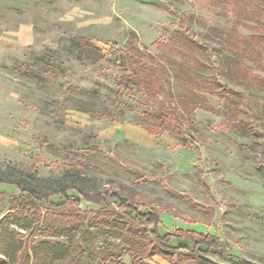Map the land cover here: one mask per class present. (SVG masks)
Segmentation results:
<instances>
[{
  "label": "rangeland",
  "instance_id": "374dc122",
  "mask_svg": "<svg viewBox=\"0 0 264 264\" xmlns=\"http://www.w3.org/2000/svg\"><path fill=\"white\" fill-rule=\"evenodd\" d=\"M236 1L242 2L0 0V178L48 194L66 185L112 188L157 208L161 235L213 234L235 259L264 264V86L238 66H254L252 32L264 36V19L256 10L234 9ZM255 1L264 9V0ZM181 24L208 48L187 44ZM114 44L150 52L165 66L171 94L196 103L193 113H182L199 155L168 132L149 134L159 131L158 108L124 56L112 52ZM259 54L264 62V49ZM204 64L219 69L227 93L186 85L191 78L204 89L213 80ZM261 67L253 75L264 78ZM234 108L241 112L236 119ZM0 191V264H6L26 238L39 235L32 219L6 220L15 194ZM69 236L40 239L66 243ZM127 255L108 264H129Z\"/></svg>",
  "mask_w": 264,
  "mask_h": 264
},
{
  "label": "trees",
  "instance_id": "16d2710c",
  "mask_svg": "<svg viewBox=\"0 0 264 264\" xmlns=\"http://www.w3.org/2000/svg\"><path fill=\"white\" fill-rule=\"evenodd\" d=\"M233 8L242 11L256 10L258 18L264 19V9L258 10L255 0L236 1ZM181 26L187 44L199 49L208 48L197 40H192L189 29L184 24ZM252 41L257 48L251 50L255 55L252 60L254 66L245 67L239 62V70L250 75L251 83L264 86V78L253 75L254 71L262 69L264 63L259 54L260 49H264V36L256 28L252 32ZM79 43L75 40L72 45L78 46ZM90 48L91 45L86 50L92 52ZM111 49L124 56L131 71L140 77L139 85L147 100L151 99L152 105L158 108L159 131L149 134L156 136L164 131L168 132L177 143L199 155L200 149L196 143L187 139L185 128L189 119L182 113H193L196 103L184 96L174 97L171 94L166 68L150 52L141 51L133 45L118 48L114 44ZM202 67L212 75L213 80L204 82V89L199 88L191 78L185 80L186 85L216 96L221 95L219 90L227 93L228 88L222 85L219 78V69L207 64ZM223 99L228 106L232 105L227 94ZM175 101L178 107L174 106ZM238 113H241L240 109L234 108V119ZM250 132L260 135L255 127H250ZM261 156L264 163V149ZM142 177L144 176L141 175L140 178ZM159 182L163 188H167L164 181ZM0 187L10 188L15 194L9 202L6 220L23 223L25 219H32L37 223L39 235L30 240L26 238L19 255L6 264H108L121 260L125 254L131 257L129 264H145L154 257H159L166 264H213L211 259L214 258L221 263L250 264L235 259L230 248L213 234L176 229L161 235L160 211L157 208L135 203L112 188L86 191L66 185L48 194L35 189L24 180L12 178H0ZM70 191L74 194H69ZM0 195V201L4 200V193L0 191ZM54 196H58L56 202L52 200ZM83 205L88 212L81 209ZM78 232L81 234L75 238ZM41 234L52 238L68 234L70 236L66 243H51L40 239Z\"/></svg>",
  "mask_w": 264,
  "mask_h": 264
},
{
  "label": "crops",
  "instance_id": "0c3cea01",
  "mask_svg": "<svg viewBox=\"0 0 264 264\" xmlns=\"http://www.w3.org/2000/svg\"><path fill=\"white\" fill-rule=\"evenodd\" d=\"M127 258H128V260H130V262H131V257H130V255H127ZM157 261H160L162 264H166V263H165L164 261H162L161 259H158V257H154L153 260L147 262V264H156Z\"/></svg>",
  "mask_w": 264,
  "mask_h": 264
}]
</instances>
